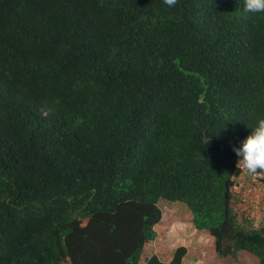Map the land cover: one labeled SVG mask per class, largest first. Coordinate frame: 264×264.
<instances>
[{
    "label": "trees",
    "instance_id": "1",
    "mask_svg": "<svg viewBox=\"0 0 264 264\" xmlns=\"http://www.w3.org/2000/svg\"><path fill=\"white\" fill-rule=\"evenodd\" d=\"M243 7L0 0V264H182L154 253L160 200L264 264V200L235 192L264 118V13Z\"/></svg>",
    "mask_w": 264,
    "mask_h": 264
},
{
    "label": "rangeland",
    "instance_id": "2",
    "mask_svg": "<svg viewBox=\"0 0 264 264\" xmlns=\"http://www.w3.org/2000/svg\"><path fill=\"white\" fill-rule=\"evenodd\" d=\"M243 171L245 172L240 180L246 183L238 181L235 192L243 199L246 205L244 210L249 214H255L257 211L260 212V200H264V192L260 199L256 194V181L251 179L246 169ZM239 183L243 185L239 187ZM157 205L162 218L155 227L158 238L153 247L154 253L163 261L170 260L176 248L184 247L186 256L182 264H258L256 258L243 251L239 252L235 259L219 257L214 250L213 237L206 231L196 229L191 220L188 221V215L191 217V213L184 204L160 200ZM261 209H264V205Z\"/></svg>",
    "mask_w": 264,
    "mask_h": 264
},
{
    "label": "clouds",
    "instance_id": "3",
    "mask_svg": "<svg viewBox=\"0 0 264 264\" xmlns=\"http://www.w3.org/2000/svg\"><path fill=\"white\" fill-rule=\"evenodd\" d=\"M163 3L168 8H173L178 0H163ZM243 11L248 14L264 13V0H244ZM234 151L239 158L237 164H242L248 173L264 171V118L257 120L250 134Z\"/></svg>",
    "mask_w": 264,
    "mask_h": 264
},
{
    "label": "crops",
    "instance_id": "4",
    "mask_svg": "<svg viewBox=\"0 0 264 264\" xmlns=\"http://www.w3.org/2000/svg\"><path fill=\"white\" fill-rule=\"evenodd\" d=\"M243 178V174L241 175V177H240V179H242ZM239 182L241 181H244V180H238ZM242 183H246V182H242ZM242 183H239V187H241L243 184ZM238 191V190H237ZM240 191H241V189H240ZM255 193V192H254ZM257 194V193H256ZM158 238V237H157ZM157 241V240H156ZM156 243V242H155ZM242 252V251H241ZM238 255H239V253L237 254V257H238ZM169 260H164V262H168Z\"/></svg>",
    "mask_w": 264,
    "mask_h": 264
},
{
    "label": "built area",
    "instance_id": "5",
    "mask_svg": "<svg viewBox=\"0 0 264 264\" xmlns=\"http://www.w3.org/2000/svg\"><path fill=\"white\" fill-rule=\"evenodd\" d=\"M237 167L242 171L245 169L242 164H237ZM257 190H261V188H257Z\"/></svg>",
    "mask_w": 264,
    "mask_h": 264
}]
</instances>
